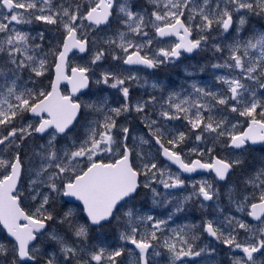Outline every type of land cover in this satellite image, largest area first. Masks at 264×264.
<instances>
[{
    "label": "snow or ice",
    "instance_id": "obj_1",
    "mask_svg": "<svg viewBox=\"0 0 264 264\" xmlns=\"http://www.w3.org/2000/svg\"><path fill=\"white\" fill-rule=\"evenodd\" d=\"M0 264H264V0H0Z\"/></svg>",
    "mask_w": 264,
    "mask_h": 264
},
{
    "label": "rangeland",
    "instance_id": "obj_2",
    "mask_svg": "<svg viewBox=\"0 0 264 264\" xmlns=\"http://www.w3.org/2000/svg\"><path fill=\"white\" fill-rule=\"evenodd\" d=\"M182 74V73H181ZM165 75H168L167 73H164V75L163 76H165Z\"/></svg>",
    "mask_w": 264,
    "mask_h": 264
},
{
    "label": "flooded vegetation",
    "instance_id": "obj_3",
    "mask_svg": "<svg viewBox=\"0 0 264 264\" xmlns=\"http://www.w3.org/2000/svg\"><path fill=\"white\" fill-rule=\"evenodd\" d=\"M160 75H161V76H163V75H164V73H161Z\"/></svg>",
    "mask_w": 264,
    "mask_h": 264
}]
</instances>
